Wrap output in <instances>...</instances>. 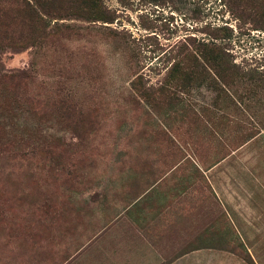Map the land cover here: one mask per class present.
Here are the masks:
<instances>
[{"label":"rangeland","instance_id":"1","mask_svg":"<svg viewBox=\"0 0 264 264\" xmlns=\"http://www.w3.org/2000/svg\"><path fill=\"white\" fill-rule=\"evenodd\" d=\"M251 1L255 16L234 0H102L112 23L53 19L78 33L0 48L5 68L32 67L36 101L0 91V264H226L235 255L255 264L264 0ZM212 33L248 76L223 84L210 71L188 89L166 84L171 101L156 106L137 96L136 77L142 88L165 81L176 43ZM67 95L82 116L52 104Z\"/></svg>","mask_w":264,"mask_h":264},{"label":"trees","instance_id":"2","mask_svg":"<svg viewBox=\"0 0 264 264\" xmlns=\"http://www.w3.org/2000/svg\"><path fill=\"white\" fill-rule=\"evenodd\" d=\"M58 0H0V48H14L16 46L34 47L42 45L56 37L70 38L78 33V25L74 23H54L53 19H75L89 23H112L115 16L112 10L106 7L102 0H78V4H61ZM242 5L250 6L256 15L253 1L234 0ZM84 27V26H82ZM218 31L224 27H216ZM1 32L2 35H1ZM186 36L183 42L174 45L176 57L168 68L165 81L156 88H145L138 85L141 77L132 81L137 96L142 101L156 106L159 103L170 102V90L167 85L190 88L192 85L209 81V72L228 84L242 80L248 76L239 71V67L228 60L223 47L216 43L218 35L212 33L211 40H198ZM32 67L28 69H7L0 57V91L5 90L15 104H33L35 99L30 95L29 80L32 76ZM213 79V78H212ZM169 98V99H168ZM163 99V100H160ZM52 104L61 113L82 116L80 109L72 102V97H58ZM79 109V110H78ZM82 122L80 118L78 120ZM6 149L15 148L16 142L9 140L4 143ZM5 149V150H6Z\"/></svg>","mask_w":264,"mask_h":264},{"label":"crops","instance_id":"3","mask_svg":"<svg viewBox=\"0 0 264 264\" xmlns=\"http://www.w3.org/2000/svg\"><path fill=\"white\" fill-rule=\"evenodd\" d=\"M256 214L257 215H260V213L262 212V210H259V209H257L256 210ZM254 215H255V211H254ZM256 216V215H255ZM256 220V219H255ZM258 222L261 224H263V222H264V217H261V219L259 218L258 219ZM264 228V227H263ZM244 243V242H243ZM245 244V243H244ZM247 246V245H246ZM252 249H253V251H252V259H253V262L255 263V264H263L264 263V261H261L260 260V253L258 254V256H257V254H256V251H255V249L256 248H259V249H264V241L262 240V239H260V240H258V241H256L255 240V237L253 238V241H252ZM183 260V259H182ZM227 263L226 264H244V260L242 259V258H240L239 256H237V255H235V257H233V258H231V257H228V259H227V261H226ZM168 264H180L179 263V261L177 262L176 260L175 261H172V262H170V263H168ZM181 264H194L192 261H190V257H187L186 258V263H184V262H182Z\"/></svg>","mask_w":264,"mask_h":264}]
</instances>
